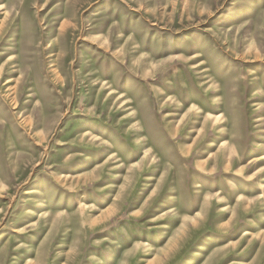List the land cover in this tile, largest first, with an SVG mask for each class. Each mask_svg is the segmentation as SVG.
Wrapping results in <instances>:
<instances>
[{
    "label": "rangeland",
    "instance_id": "rangeland-1",
    "mask_svg": "<svg viewBox=\"0 0 264 264\" xmlns=\"http://www.w3.org/2000/svg\"><path fill=\"white\" fill-rule=\"evenodd\" d=\"M0 264H264V0H0Z\"/></svg>",
    "mask_w": 264,
    "mask_h": 264
},
{
    "label": "bare ground",
    "instance_id": "bare-ground-1",
    "mask_svg": "<svg viewBox=\"0 0 264 264\" xmlns=\"http://www.w3.org/2000/svg\"><path fill=\"white\" fill-rule=\"evenodd\" d=\"M227 149H228V148H227ZM231 155H232V154H231ZM228 160H229V162H230V161H232V160L230 159V157H229V159H228ZM232 162H233V161H232Z\"/></svg>",
    "mask_w": 264,
    "mask_h": 264
}]
</instances>
